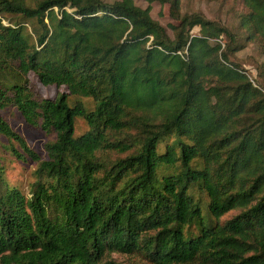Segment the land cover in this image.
Masks as SVG:
<instances>
[{"label": "trees", "instance_id": "trees-1", "mask_svg": "<svg viewBox=\"0 0 264 264\" xmlns=\"http://www.w3.org/2000/svg\"><path fill=\"white\" fill-rule=\"evenodd\" d=\"M147 1L0 0V136L36 164L25 194L0 163V264H264L263 86L227 26L158 0L168 35ZM237 1L264 80V0Z\"/></svg>", "mask_w": 264, "mask_h": 264}, {"label": "rangeland", "instance_id": "rangeland-1", "mask_svg": "<svg viewBox=\"0 0 264 264\" xmlns=\"http://www.w3.org/2000/svg\"><path fill=\"white\" fill-rule=\"evenodd\" d=\"M103 1L105 3H113L120 0ZM133 2L141 8H147L149 5L147 0H133ZM150 5L151 17L166 29L168 35H171L169 25L175 24V22L169 16V6H162L158 0H153ZM180 7L182 14L201 12L207 19L220 22L233 31L237 35L240 44L243 45V49L236 52L231 57V60L246 70L258 83H261L264 89V80L258 77L257 72L262 62L261 50L256 43L245 40V32L239 27L240 8L237 0H220L219 2H215V0H181ZM192 33L197 35L198 29H194ZM224 41L225 38H223V42ZM29 77L42 97L53 98L57 93L66 91L64 88L43 87L37 82V79L33 75ZM3 115L13 130L25 139L27 145L40 157L44 158V145L50 137L45 136V134L37 128L27 126L19 114L12 108L5 110ZM84 129V124L79 122L77 124V131L82 132ZM11 145L18 152L22 153L21 149H19L16 144L13 145L0 136V163L3 167V175L10 186L17 187L27 194L28 185L33 180L36 164L28 160V157L26 161L18 160L14 157L9 149ZM108 259L115 260L122 264H148L136 256L112 254Z\"/></svg>", "mask_w": 264, "mask_h": 264}]
</instances>
